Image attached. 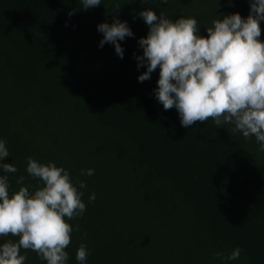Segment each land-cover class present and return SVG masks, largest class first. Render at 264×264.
<instances>
[{"label": "trees", "instance_id": "16d2710c", "mask_svg": "<svg viewBox=\"0 0 264 264\" xmlns=\"http://www.w3.org/2000/svg\"><path fill=\"white\" fill-rule=\"evenodd\" d=\"M145 2L101 0L84 9L80 0H0V140L9 151L2 163L18 169L0 175L12 194L42 186L27 172L29 157L69 172L86 210L68 221L66 264H80L82 244L84 264H264L260 143L212 119L183 127L177 109L165 110L156 98L159 68L138 80L147 70L138 68V42L149 33L141 11L173 22L194 18L206 36L214 20L246 19L251 4ZM116 19L134 34L119 41L123 58L114 44L100 47L97 26ZM88 169L94 174H81ZM7 240L18 237H0ZM236 248L240 257L227 260ZM21 254L25 264H46L32 250Z\"/></svg>", "mask_w": 264, "mask_h": 264}, {"label": "clouds", "instance_id": "9594fccd", "mask_svg": "<svg viewBox=\"0 0 264 264\" xmlns=\"http://www.w3.org/2000/svg\"><path fill=\"white\" fill-rule=\"evenodd\" d=\"M80 2L84 9L101 5V0ZM249 3L251 9L246 19L235 13L214 20L207 27L206 36L200 35L194 18L173 22L162 13L157 16L150 9L141 11L139 16L149 26V33L138 42L143 49V55L137 57L138 68L147 67L138 80H149L159 68L156 98L165 110L177 109L183 127L209 119L217 126L234 124V131L245 138L254 136L264 151V41L259 39L264 0ZM97 30L103 33L100 47L114 44L115 52L123 58L124 49L119 41L134 35L127 22L116 19L112 24L101 23ZM8 156L5 142L0 140V169L16 173L18 169L13 164L2 163ZM27 172L42 181L34 193L21 187L10 194L8 177L0 175V237H18L17 241L0 243V264H25L21 249L36 252L46 264H66V249L73 232L68 221L82 216L86 210L83 193L74 185L69 172L54 162L42 164L29 157ZM81 174L91 176L94 170ZM23 180L20 176L17 183ZM79 187L87 185L81 181ZM89 199L94 201L95 194ZM240 252L236 248L226 259L236 260ZM87 256L82 244L76 260L84 264ZM215 257L221 258L223 253H215Z\"/></svg>", "mask_w": 264, "mask_h": 264}]
</instances>
